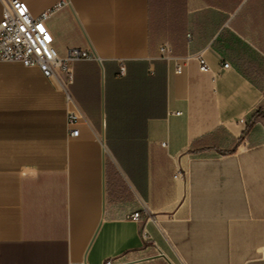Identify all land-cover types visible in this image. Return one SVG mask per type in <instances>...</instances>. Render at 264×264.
Returning a JSON list of instances; mask_svg holds the SVG:
<instances>
[{
  "label": "crops",
  "instance_id": "obj_1",
  "mask_svg": "<svg viewBox=\"0 0 264 264\" xmlns=\"http://www.w3.org/2000/svg\"><path fill=\"white\" fill-rule=\"evenodd\" d=\"M23 1L93 56L0 61V264H264V0Z\"/></svg>",
  "mask_w": 264,
  "mask_h": 264
},
{
  "label": "built area",
  "instance_id": "obj_2",
  "mask_svg": "<svg viewBox=\"0 0 264 264\" xmlns=\"http://www.w3.org/2000/svg\"><path fill=\"white\" fill-rule=\"evenodd\" d=\"M3 12L0 20V61L20 62L25 66L38 67L47 77H60L61 72H67L66 80H62V89L68 103L74 102L69 89V84L73 80L70 70V62L76 59L91 58L93 55L89 50L81 48L68 49L66 56H62L54 44V35L49 29L46 20L56 13L62 4H57L47 8L40 15L35 16L23 0H2ZM162 56L169 59L170 46L168 43L160 47ZM200 61L202 70H208L202 54L196 55ZM225 62L224 67H229ZM180 67L177 68L179 72ZM179 113V112H176ZM78 120V114L68 111V124L74 125ZM79 129L70 128V135L77 136ZM166 143H164L165 145ZM139 212H134L132 217L139 218ZM143 237L148 239V234ZM105 264H123L117 260H107Z\"/></svg>",
  "mask_w": 264,
  "mask_h": 264
},
{
  "label": "rangeland",
  "instance_id": "obj_3",
  "mask_svg": "<svg viewBox=\"0 0 264 264\" xmlns=\"http://www.w3.org/2000/svg\"><path fill=\"white\" fill-rule=\"evenodd\" d=\"M58 37H59V38H58V41H56V45L59 44V43L65 42V37H64L63 34H62V35L59 34Z\"/></svg>",
  "mask_w": 264,
  "mask_h": 264
},
{
  "label": "water",
  "instance_id": "obj_4",
  "mask_svg": "<svg viewBox=\"0 0 264 264\" xmlns=\"http://www.w3.org/2000/svg\"><path fill=\"white\" fill-rule=\"evenodd\" d=\"M126 263H129V262H126Z\"/></svg>",
  "mask_w": 264,
  "mask_h": 264
}]
</instances>
